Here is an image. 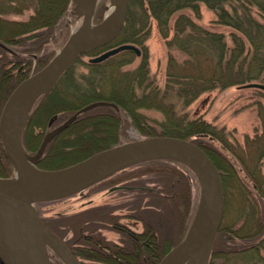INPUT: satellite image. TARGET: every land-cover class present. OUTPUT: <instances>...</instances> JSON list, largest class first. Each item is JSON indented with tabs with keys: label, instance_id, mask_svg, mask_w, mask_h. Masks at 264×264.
Listing matches in <instances>:
<instances>
[{
	"label": "rangeland",
	"instance_id": "obj_1",
	"mask_svg": "<svg viewBox=\"0 0 264 264\" xmlns=\"http://www.w3.org/2000/svg\"><path fill=\"white\" fill-rule=\"evenodd\" d=\"M9 1L0 0V10H5L6 8V11L11 10L12 7L10 6L15 3H10ZM78 1L71 0L69 9L58 20L43 50L30 54L22 53L23 46L18 45L17 41L6 43L5 46L9 49L7 56L10 58H12L11 51L23 57L26 55L29 57L33 54L39 57L43 56L42 66L36 68L37 61L33 60L29 67V72L25 71L27 76L48 64L70 39L73 30H76L80 25L83 14L79 11ZM111 2L112 0H97L92 12V22L94 24L103 20L106 8ZM127 10L128 6L126 14ZM184 12L203 27L222 32L227 43L231 44L229 33L232 29L225 25L215 24L216 15L214 11L209 9L204 3H199L200 13L198 17L190 9H186ZM32 13V9H28L20 14L14 10L0 14V31L3 29L8 30L6 25L12 24L11 22L2 21L1 17L13 22L26 20ZM177 14H174L171 22L174 21ZM14 30L15 27L11 29V32H14ZM140 32L142 36L140 43L124 42L136 44L140 49L139 55L133 57L125 55L122 58L113 56L117 52L110 55L113 56L112 58L108 56L111 59L105 62L101 68H95L89 65V58L121 43L109 46L100 52H93L91 55L87 53L79 54L61 74L46 94L47 96L34 99L30 108L31 116L29 115L23 127L19 130L21 145L27 153L32 154L37 150L43 134L49 129L48 126L58 125L77 112L75 115L78 119L77 123L74 126L67 127L51 140L44 150L43 157L39 163H35L40 169H57L69 166L96 151L115 144L157 135L163 128L168 130L166 126L170 125L169 121L177 127H183L184 125L182 124L184 123L181 121L185 120L182 114L188 115L190 118H199L204 122L203 126L207 127L208 131H211L210 135L206 132L195 133V135L193 134L187 139L195 138L203 141L205 145L215 148V151L213 149L211 151H213L212 154L214 156L213 162L221 178L224 198L223 217L219 228L222 227L221 230L225 231L224 233L228 236L227 240L229 238L231 240L234 239L235 243L243 245L253 241L254 245L257 246V250L254 251L246 250L233 254L221 253L213 259L212 264H264V91L256 87H241L240 84H233L222 89L215 88L211 91L203 92L182 109L181 104L176 103L180 95H174L172 89H163L167 79L166 73L169 68L168 58L170 54L174 55L179 61L184 57V52L176 48V46H169L167 43V40L174 34L173 29L165 37L163 31L159 29L156 20L150 17L148 27L141 29ZM4 33L2 31V34ZM30 40H32L31 37L27 38L26 42L28 43ZM144 56L147 60L151 77L149 86L147 85L149 92L144 89L145 93L143 94V91L136 89L138 99H133L134 105L130 107V114H127L124 110H120L117 114L111 113L115 118L114 124L109 128L106 135L99 136V134L92 133L93 136L88 138L87 142L83 143L82 146H78V142H72L71 139L74 136H78L75 133L76 127L90 116L89 113L82 115L83 113L81 114V112L83 111H80V109L84 105L108 95L114 87L119 88V91L128 87L129 84L127 82L131 80V74H124V72L136 69L144 60ZM209 65L206 62H202L201 68H207ZM262 74L264 76V70ZM252 81L264 83V78L261 81L257 79ZM156 86L159 89L162 88L161 92L165 93H161V95L165 96V100L167 97L169 101H172L171 107L176 112H168L169 109H167V104L164 103V100L158 103L153 99H148L151 91ZM174 87L175 85H173ZM10 92L7 93L1 105L0 113ZM169 94H172V96ZM53 114L56 115V118L50 120ZM92 114L94 113L92 112ZM87 128L88 126L85 127V130ZM184 129L187 128L184 127ZM183 132L184 130L178 131L181 134H184ZM148 133L152 135H148ZM158 135L164 134L160 133ZM258 137L260 138L258 139ZM62 138L66 139L62 150L53 153L54 148L57 147V143ZM158 160H163L166 164L176 166L183 173L185 185H187L189 192L186 202L182 203L181 201L179 205L182 215L180 230L177 231L175 225L171 238L163 252L164 255L182 239L194 220L200 207L202 186L194 172L185 164L168 159ZM149 161L134 164L117 171L106 179L81 190L83 193L79 191L60 199L36 202L34 206L42 220L48 223L59 235L61 234V238H65L67 241L73 235L77 222H79L78 220L91 218L89 220L91 222L86 223V225H98L101 229L95 227L96 232H100L101 235L109 240L119 242L124 238V234L114 229L110 223L99 220L105 219L104 216L106 214L102 215V210L97 212L95 211L97 209L94 208L103 206L106 208L107 214L110 213L111 216L119 221V225L127 226L131 232L142 231L143 222L129 217L131 211H129L127 202L137 199L136 194H139L138 186L145 188V190L146 188H160L161 184L156 181L159 175L147 171L149 168L147 164H151L147 163ZM0 176L6 178H14L16 176L11 162L10 169L5 173L4 171L0 172ZM112 185L130 187L120 190H108ZM145 190L140 191L146 192ZM144 196L142 203L150 199L149 195L145 194ZM92 209L94 210L91 211L92 213H86V211ZM76 214L79 215L76 216ZM230 242L232 243L233 241ZM234 242L233 244H235ZM72 246L74 247L75 245L72 244ZM48 249L51 264H65L53 249L49 247ZM81 259L83 264H96L87 258L81 257Z\"/></svg>",
	"mask_w": 264,
	"mask_h": 264
},
{
	"label": "trees",
	"instance_id": "obj_2",
	"mask_svg": "<svg viewBox=\"0 0 264 264\" xmlns=\"http://www.w3.org/2000/svg\"><path fill=\"white\" fill-rule=\"evenodd\" d=\"M9 2L15 4L10 6L12 7L11 10L6 11L7 8L0 10L1 15L13 10L20 14L28 9H32L33 13L26 20L13 22L1 17L2 21L12 24L6 25L8 30L0 31V109L7 93L16 83L27 77L25 71L29 72L32 61L36 60V68H39L42 66L43 60V56L39 57L33 54L35 56L27 57L26 55L23 57L12 51V58H10L7 56L9 49L5 46L6 43L17 41L18 45L23 46L22 53L30 54L43 50L58 20L69 9L71 0H10ZM200 2L214 11L216 15L215 24L225 25L232 29L229 33L231 44L227 43L222 32L203 27L184 12L186 9H190L198 17ZM175 13L178 14L171 22ZM150 17L156 20L165 37L173 29L174 34L167 40V43L169 46H176L184 52V57L180 61L170 54L168 58L169 68L166 73L167 79L163 88L172 89L174 95H180L176 103H180L182 109L203 92L215 88L222 89L233 84L241 85L256 79L261 81L264 78L262 74L264 70V0H129L124 26L118 36L107 44L83 53L91 55L93 52H100L118 43H140L142 39L140 31L148 27ZM13 27L15 30L11 32ZM2 31L5 33L2 34ZM29 37L32 40L27 43L26 39ZM125 55L133 57L136 54L133 50L126 49L113 56L122 58ZM110 57L100 62H89V65L101 68L105 62L111 59ZM143 59L136 69L124 72V74H131V80L127 82L128 87L122 91L114 87L108 95L98 99L112 101L117 105V108L109 105H98L81 112L82 115L89 113L90 116L76 127L75 133L78 136H76L77 138L74 136L71 139L72 142H78L77 145L82 146L88 138L93 136L92 133L99 134V136L106 135L109 128L114 124L115 118L111 113L117 114L120 110H124L130 114V107L134 105L133 99H138L136 89L143 91V94L145 90L149 92L147 85L149 86L151 77L145 56ZM202 62L210 65L207 68H201ZM116 67L118 68V66ZM173 85H175L174 88ZM158 89L156 86L148 99H153L158 103L164 100L167 109H169L168 112H176L171 107L172 101H169L167 97L165 100V96L161 95V93H165L161 92L162 88ZM169 95L172 96V94ZM182 117L185 120L181 121L184 123L182 124L183 127H177L169 121L170 125L166 126L168 130L163 128L160 133L185 139L195 135V133L206 132L210 135L211 131L203 126L204 122L201 119L190 118L185 114H182ZM77 120V117H74L68 127L74 126ZM86 126L89 129L85 130ZM179 130H184V134L178 133ZM148 135L152 134L148 133ZM190 140L209 154L212 160L214 159L211 149L215 151V148H211L207 144L205 145L203 141L195 138ZM65 143L66 139L62 138L57 143L53 153L61 151ZM217 153L219 154V152ZM216 161L218 163V159ZM147 163H151L147 164L149 167L147 171L159 175L156 181L161 184L158 183L160 188H146L145 190V188L138 186L137 199L127 202L129 211H131L129 217L141 220L143 230L123 233L124 238L121 239V243L116 244L106 240L100 232H96V224L86 225L87 219L78 220L75 231L68 240V245L76 256L87 258L96 264H157L161 259L175 225L177 231L180 230L182 215L179 205L181 201L182 203L186 202L189 192L187 185H185L183 173L176 166L166 164L163 160L158 159H153ZM8 169H10V162L0 139V172L4 171L5 173ZM141 193L149 195L150 199L142 203L145 194ZM98 210H102V215L106 214L105 219L99 220L105 223L113 222L114 217L110 213L107 214L105 207L102 206L95 211L98 212ZM91 211L94 210L86 211V213ZM46 224L48 225V223ZM221 229L222 227L219 228L215 236L209 264H212L213 259L221 253L233 254L246 250H257L253 241L243 245L235 243L234 239L229 238L227 240L228 236ZM85 230L87 231L85 232ZM60 236L62 235L60 234ZM251 237L253 238V236ZM72 244L75 246L73 247ZM231 244L232 246H230Z\"/></svg>",
	"mask_w": 264,
	"mask_h": 264
},
{
	"label": "water",
	"instance_id": "obj_3",
	"mask_svg": "<svg viewBox=\"0 0 264 264\" xmlns=\"http://www.w3.org/2000/svg\"><path fill=\"white\" fill-rule=\"evenodd\" d=\"M115 3L114 25L104 32L71 36L55 57L37 72L21 80L8 95L0 113V139L15 175L23 180L0 176V228L7 234L0 243V264H51L49 248L65 264H82L65 241L51 230L38 214L35 203L60 199L77 193L115 172L134 164L153 159H168L188 166L199 179L202 192L207 191V204L194 220L182 239L171 247L157 264H180L188 255L197 254L198 264H208L213 242L223 217L224 198L221 178L209 155L191 140L171 135H152L125 141L101 149L62 168L40 169L35 166L49 139L71 122L77 112L62 124L47 132L34 154L21 145L19 131L13 127V111L22 98H43L71 62L81 53L107 44L120 32L126 15L128 0ZM92 16V15H91ZM92 20V18H91ZM104 22V18L100 25ZM131 49L137 55L140 49L133 43H121L89 58L99 62L121 50ZM241 87H256L264 91V83L251 81ZM40 98V99H41ZM98 105L117 108L112 101L95 100L80 111ZM31 116V115H30ZM56 117L54 115L50 120ZM23 154V155H22ZM127 186L113 185L109 190Z\"/></svg>",
	"mask_w": 264,
	"mask_h": 264
},
{
	"label": "bare ground",
	"instance_id": "obj_4",
	"mask_svg": "<svg viewBox=\"0 0 264 264\" xmlns=\"http://www.w3.org/2000/svg\"><path fill=\"white\" fill-rule=\"evenodd\" d=\"M97 0H79V11L81 14H83L82 21L80 25L77 27L76 30H73L72 36L77 37L79 35L84 34H98L100 32H104L105 30L110 29L116 19L114 18V10H115V3L114 1L111 2L105 12L104 16V22L100 25L94 24L91 20L92 18V12L94 10L95 4ZM33 103L32 98L30 97H24L19 101V104L16 106L15 110L13 111V127L16 132V135L18 131L23 127V124L27 120V118L30 115V108ZM23 155V154H22ZM36 166V164H35ZM123 170V169H122ZM121 171V170H119ZM116 173V172H115ZM23 180L24 176L20 175L19 177L16 175L15 182L17 180ZM204 191L202 192L200 207H199V215L203 212L205 205L207 204V191L206 187L204 186ZM7 240V234L5 235V231L1 230L0 228V243L5 244V241ZM180 264H198V255L197 254H190L188 255Z\"/></svg>",
	"mask_w": 264,
	"mask_h": 264
},
{
	"label": "flooded vegetation",
	"instance_id": "obj_5",
	"mask_svg": "<svg viewBox=\"0 0 264 264\" xmlns=\"http://www.w3.org/2000/svg\"><path fill=\"white\" fill-rule=\"evenodd\" d=\"M64 122V121H63ZM62 122V123H63ZM62 123H60V124H62ZM60 124H58V125H54V126H48V130L43 134V137H44V135L47 133V132H49V131H51V130H53L54 128H56L57 126H59ZM70 124V122L67 124V125H65L62 129H60L58 132H56L50 139H49V141L47 142V144L45 145V147H44V149H43V151H42V153L40 154V156L36 159V163L38 162V161H40L41 160V158L43 157V152H44V150L46 149V147H47V145H48V143L57 135V134H59L60 132H62L63 130H65L67 127H68V125ZM43 137H42V139H43ZM42 141V140H41ZM40 144H41V142H40ZM40 144H39V146H40ZM38 146V147H39ZM38 149V148H37ZM37 150H35L32 154H34L35 152H36ZM130 186H127V187H123V188H129ZM123 188H116V189H112V190H120V189H123ZM109 190V189H108ZM111 190V191H112ZM81 193H83V191H81ZM83 196H85V195H83ZM94 209H98L97 207L96 208H94ZM88 221H87V223H89V219H87ZM93 221H96V220H93ZM97 221H99L98 219H97ZM47 225V224H46ZM110 225L112 226V227H114V229H116V230H118V231H120V232H122V233H126V232H131L128 228H127V226H124V225H119V221L118 220H116L115 218L113 219V222H110ZM48 226V225H47ZM51 230H53L56 234H58L54 229H52L50 226H48ZM96 228H98V229H101V227H99L98 225H96ZM59 235V234H58ZM60 236V235H59ZM64 241H65V243H66V245L69 247V245H68V241L65 239V238H62ZM106 240H109V239H107V238H105ZM110 241H112V242H114V243H116V244H119V243H121V241H113V240H110ZM70 248V247H69ZM71 250V249H70ZM77 258H79L80 259V261H81V263L83 262L82 261V259H81V257H78L77 256ZM83 264V263H82Z\"/></svg>",
	"mask_w": 264,
	"mask_h": 264
}]
</instances>
